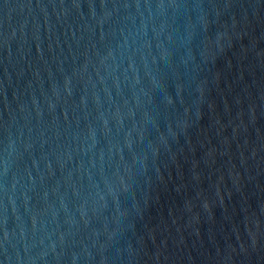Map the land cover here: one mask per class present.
I'll use <instances>...</instances> for the list:
<instances>
[{"label":"water","instance_id":"95a60500","mask_svg":"<svg viewBox=\"0 0 264 264\" xmlns=\"http://www.w3.org/2000/svg\"><path fill=\"white\" fill-rule=\"evenodd\" d=\"M0 264H264V0H0Z\"/></svg>","mask_w":264,"mask_h":264}]
</instances>
